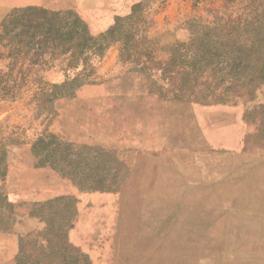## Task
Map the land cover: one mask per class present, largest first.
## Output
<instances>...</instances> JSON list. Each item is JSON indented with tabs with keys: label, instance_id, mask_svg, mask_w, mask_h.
<instances>
[{
	"label": "rangeland",
	"instance_id": "1",
	"mask_svg": "<svg viewBox=\"0 0 264 264\" xmlns=\"http://www.w3.org/2000/svg\"><path fill=\"white\" fill-rule=\"evenodd\" d=\"M135 4L147 25L129 52L118 21L70 97L43 95L61 73L8 68L18 28L0 38V264H264V51L235 61L209 12L221 0L32 7L72 10L98 37ZM49 136L69 176L38 165Z\"/></svg>",
	"mask_w": 264,
	"mask_h": 264
},
{
	"label": "trees",
	"instance_id": "2",
	"mask_svg": "<svg viewBox=\"0 0 264 264\" xmlns=\"http://www.w3.org/2000/svg\"><path fill=\"white\" fill-rule=\"evenodd\" d=\"M138 11L139 16L136 18ZM140 12V4H135L129 15L116 19L115 26L110 27L104 34L93 37L87 24L72 10L51 11L32 6L14 8L0 25V38L10 36L15 28L19 29V33H15L13 37L19 41L16 44L9 41L11 50L8 56L13 58L11 57L8 68H18L19 74L23 73L21 69L24 65H27L26 69L37 66L44 69V72L61 73L66 80L63 83L50 84L49 94L45 92L43 95H48L51 101L70 97L75 89L91 82L90 78L94 75L91 60L101 59L106 47L113 42L118 21L119 42H122L121 55L129 52L131 40L139 33L137 27H134L135 24L147 25ZM209 12L213 16V24L221 26V31L227 30L228 40L223 46L234 48L239 53V58L235 61L243 62L240 58L242 50L254 54L264 51V0H221L219 7ZM120 22L128 27L122 29ZM216 29H209L207 35ZM240 31L248 34L245 43L240 41ZM15 57L21 60L20 65ZM80 65L82 68L78 71ZM70 77L73 78L70 80ZM54 138L46 137L47 143L42 139L37 141L39 146L45 145V150L51 148V151L45 153L41 151L38 165L49 166L61 175L69 176L70 173L59 167V163L54 162L52 157L56 148L67 144L64 143L63 146L59 141L55 143ZM51 145L54 147H49Z\"/></svg>",
	"mask_w": 264,
	"mask_h": 264
},
{
	"label": "crops",
	"instance_id": "3",
	"mask_svg": "<svg viewBox=\"0 0 264 264\" xmlns=\"http://www.w3.org/2000/svg\"><path fill=\"white\" fill-rule=\"evenodd\" d=\"M38 0H20L18 2H13V3H8V4H4V3H0V5H3L5 7H9V8H23V7H27V6H33L35 5V3H37ZM40 1H44V0H40Z\"/></svg>",
	"mask_w": 264,
	"mask_h": 264
},
{
	"label": "bare ground",
	"instance_id": "4",
	"mask_svg": "<svg viewBox=\"0 0 264 264\" xmlns=\"http://www.w3.org/2000/svg\"><path fill=\"white\" fill-rule=\"evenodd\" d=\"M132 144V143H131Z\"/></svg>",
	"mask_w": 264,
	"mask_h": 264
}]
</instances>
